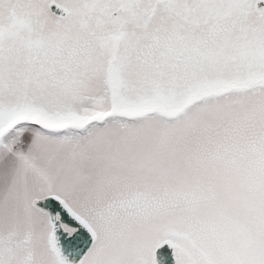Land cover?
<instances>
[{"label":"snow or ice","instance_id":"6c2138e0","mask_svg":"<svg viewBox=\"0 0 264 264\" xmlns=\"http://www.w3.org/2000/svg\"><path fill=\"white\" fill-rule=\"evenodd\" d=\"M0 264H264V0H0Z\"/></svg>","mask_w":264,"mask_h":264}]
</instances>
